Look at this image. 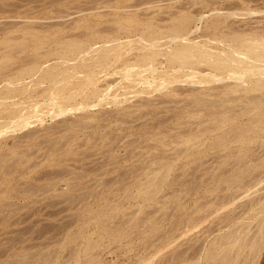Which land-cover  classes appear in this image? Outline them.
<instances>
[{
  "label": "rangeland",
  "instance_id": "obj_1",
  "mask_svg": "<svg viewBox=\"0 0 264 264\" xmlns=\"http://www.w3.org/2000/svg\"><path fill=\"white\" fill-rule=\"evenodd\" d=\"M92 4L93 6H90ZM229 10H236L237 13L228 15L226 11ZM179 14L180 16L190 14L195 18L192 28H195L194 24H197L199 28L191 34L198 37V40H204L213 33L220 35V29L224 27L227 29L228 25L246 28L255 23L253 27L257 26V29H261L258 32L264 31V0H0V77L4 75V79L0 78L1 86L5 83L3 80L15 77L20 68H26L34 62L42 64L45 69L51 68L55 63L57 67L65 66L67 64L65 58L58 57L55 50H52V48H62L61 44H56L57 42L67 43L100 37L96 43L99 46L102 39L106 37L103 39L106 41H103L104 45L113 46L116 43L113 38L124 41L121 44L120 56L111 63L109 68L97 74L99 77L97 85L101 87V93L104 92L99 101L96 98L77 97L67 102L59 101L57 107L50 106L44 104L46 102L42 100L50 92L46 89L45 94L40 96V104L43 102L41 109L43 111L45 109L42 116L30 115L26 118L24 123L26 125H8L0 129V264H10L15 261L20 264H89L90 262V264H136L137 260L133 262V259H138L142 243L152 241L156 234L148 238L145 236V239L144 233L135 235L138 229L143 228V226L135 227V222L144 221L151 214L155 216L158 214L159 217H166L163 226L167 229L177 219L189 213H192L193 219L197 217L199 220L192 221L195 223L190 224L187 232L181 235L180 239L185 242L183 246L195 239L200 242L197 235L200 237L202 234V239L207 237V242L210 244L215 236L217 238L219 235L230 233V230L233 231L238 224L239 226L246 224V227L242 226L238 233L239 236H243L240 239L242 242L236 243L241 244L242 247L237 251V245L234 246L236 251L233 255L231 253L237 258L234 259L229 255V261L231 264H264V230L258 232V224L264 216V142L262 141L264 130L259 129L261 125H254V129L258 127V133L250 132V134L255 135L254 138L257 140L250 143L248 139H245L243 146L237 142L230 143L227 147L221 145L225 138L221 135L223 131H230L227 138H231L235 135V131L238 132L235 124L251 123L244 117L241 118L238 113L240 106L246 100H242L240 105L237 104L239 99H230L234 93L224 95L220 99V95L215 93H218L225 81L217 79L212 82L203 81L213 79L214 76L211 75L203 74L204 83L191 84V81H185L183 72H174L176 81L170 77L168 86L159 89L151 88V90L143 89L144 82L136 85L128 84L127 79L124 78V74L133 77L135 69L138 68L136 66L130 68L123 63L126 60H134L135 56L142 51L139 48L142 42L138 40V35L141 34L143 26L149 23L157 31L165 32ZM202 14H204L203 18L197 19ZM219 18L227 25L223 24L224 27L222 24L216 25L218 27L214 26L215 24L210 25L213 21L214 23L219 21V24L221 22ZM31 20L32 24L37 23L38 26L37 24L30 26ZM40 23L48 26L44 25V27ZM86 23L87 26H85ZM248 23L250 25L246 26ZM9 24L13 26L10 27ZM240 25L244 26L240 27ZM25 32H28V35ZM13 33L16 34L13 35ZM20 33L21 35L24 33L23 36ZM66 33H69V36L68 34L66 36ZM164 35L165 33L161 34L159 42L161 44L168 42V39L162 38ZM16 44H22V48ZM96 44L93 45L96 46ZM165 44L163 48L166 47ZM211 44L218 43L213 41ZM50 47L51 50L45 52ZM147 50L150 51V49ZM93 51H91L92 55H95L96 51ZM91 52L85 56L91 55ZM39 53H42L43 57ZM31 54L33 58H35L34 54L37 55L36 58L38 56L40 58L31 61L32 57L28 59ZM4 58L8 60L4 61ZM23 58L24 64H22L23 60H20ZM70 58L71 62H74V56ZM163 58V55H158L153 64H149L157 66ZM70 60L69 64H71ZM12 65L15 66L12 67ZM2 69L7 71L2 72ZM43 70L38 71L39 73L37 72L33 78L25 77L24 81L27 84L31 86L33 83L31 86V89L35 88L33 91H38L40 82L44 84V86L40 84L43 88L51 84L50 81L39 82L37 79ZM158 72L155 71L157 75H159ZM146 73L150 74L152 70L145 72V75H148ZM80 74L78 78L75 76L71 80L76 82L80 79ZM157 75H151L155 79L150 76L149 81H161L159 77L157 79ZM201 75L198 73L189 78L199 80L202 79ZM210 82L214 88L211 87ZM207 86L214 90V93L209 96L211 88L207 90ZM177 87L179 91L169 92L171 88ZM204 87L205 92L208 91L207 95L203 92ZM104 88L108 90L106 94ZM198 95L205 98L202 99ZM194 97L200 98L201 102L204 101L197 103ZM205 99H207L206 102ZM192 107L197 109L194 110ZM231 112L233 114L227 117V114ZM214 116L217 120H211ZM257 117L263 118L264 115L259 114ZM74 119L77 123L75 121L70 123ZM227 119H230L229 123L225 124ZM30 130L34 132H29ZM19 133H21L20 138L25 135V140L15 139ZM29 133L32 134L29 135ZM185 139L186 143H184ZM15 141L17 143L13 144ZM239 145L242 148L238 149ZM243 150H246V155L238 159L240 154L245 152ZM222 155L226 159H223L225 157ZM257 155H261L258 160ZM251 158H254L255 163L253 159L252 163L247 162ZM169 165L171 168L168 175L161 185L156 187L152 183L153 171H163ZM253 173L255 175H251ZM249 176L251 177L248 178ZM158 179L156 178L155 182ZM242 182L245 183L242 184ZM145 186L148 193H152L151 196L144 192ZM232 186L234 188H231ZM142 187L143 191L140 192ZM222 193L223 196H221ZM259 194L263 196L260 198ZM109 212L111 214L114 212L113 216ZM143 217L144 219H141ZM249 220L250 223L247 224ZM117 223L123 226H114ZM109 224H113L115 228ZM80 226L85 227V230ZM117 227H119L118 230ZM79 229H82V232ZM126 230H129V235L124 238L121 233ZM248 230L247 235H244ZM131 234L135 235V238L134 242L129 244ZM253 239L256 247H251ZM97 240L99 242L96 244ZM92 241H95L96 245L94 242L93 245ZM231 241L223 239L221 246L228 247ZM90 243L94 246L93 249L87 245ZM103 243L105 246H102ZM71 247L72 251H70ZM212 247L207 252L209 255L203 253L196 264L220 262L218 256L217 259L210 256L212 251L214 253L220 247ZM98 248L100 250L104 248L102 252L99 250L101 254L97 252ZM124 249L130 252L126 254ZM169 253L167 251L162 256L153 257L152 264H157ZM205 255L206 258H204ZM208 256L212 260L215 259L214 262ZM89 258L93 260H88Z\"/></svg>",
  "mask_w": 264,
  "mask_h": 264
},
{
  "label": "bare ground",
  "instance_id": "obj_2",
  "mask_svg": "<svg viewBox=\"0 0 264 264\" xmlns=\"http://www.w3.org/2000/svg\"><path fill=\"white\" fill-rule=\"evenodd\" d=\"M2 5V4H1ZM95 5V4H94ZM90 6H93L90 5ZM88 7V6H87ZM86 7V8H87ZM4 9V8H3ZM6 9V8H5ZM84 9V8H83ZM249 9V8H247ZM97 10V9H96ZM257 11V10H255ZM175 12V11H174ZM187 12V11H186ZM251 12V10H250ZM253 12V11H252ZM83 13V12H82ZM98 13V12H96ZM182 13V12H181ZM226 13L228 15H234L237 13V11H226ZM258 13V12H257ZM226 14V16H227ZM92 15V14H91ZM114 15V14H113ZM225 15V13H224ZM45 16V15H44ZM62 16V15H61ZM196 16V15H195ZM198 16V15H197ZM204 16V14L200 15L199 17H197V19H202ZM11 17V16H10ZM225 17V16H224ZM226 18V17H225ZM83 19V18H81ZM3 20V19H2ZM35 20V19H34ZM77 20V19H76ZM195 18L190 15V14H182L180 16L179 14V17H176L169 25V28L167 30H165V32H160V31H157L156 28H152L151 25L149 23H146L145 26H143L144 28H142L141 30V34L138 35L139 36V39L140 42H142V44L139 46L140 49H142L141 52H139L136 56H135V59L132 61L130 60H126L123 64L127 67H138L137 69H135L134 71V75L133 77H128L124 74V78H126L127 80V83L128 84H138L140 82H144V86H143V89L144 90H151L152 89H159V88H163L164 86H168L167 84H169L170 82V77H173L172 79L175 80L177 78H174L176 77L175 76V73L176 72H183L182 75L185 76V81L186 80H189L191 81L190 83L191 84H194V83H198V82H203V81H214V80H221V81H225L220 87L218 93H215V94H219L220 95V99L221 97H224V95H229V94H233L231 95L232 97L229 98L232 99V98H236V99H239L237 104H241L242 100H246L240 107V117H244L245 120L247 119V122H251L249 125L248 124H235V128L238 130V132L235 131V135H233V137L231 136V138H227L228 134H230L229 132L230 131H223L221 133L222 136H224L225 138H223V143H221V145H223V147H227L229 146L230 143H234V142H237V143H240L242 146H243V143L245 142V139L251 143L252 141H256L257 139L254 138V136H252V134H250V132H253L254 134L258 133V127L254 129V125L255 126H259V129L260 130H264V117L263 118H258L257 116H259V114H262L264 115V31L263 32H258L259 29H257V26L256 27H253L255 26L256 24L254 23L252 26L250 25V23H248L246 26L250 25V27H246V28H236V27H230L229 25L226 27L227 29H225V24L223 22V20L220 18L218 20H220L221 22L218 24L219 21H217V23H213L210 25H223L224 28H221V34L220 35H217L215 33H213L212 35L208 36L207 38H205L204 40H198L196 38V36H192L191 33H194L195 30H198L199 26L197 24H194L195 28H192L193 25L192 23L194 22ZM225 20V19H224ZM4 21V20H3ZM9 21V20H7ZM38 21V20H36ZM43 21V20H42ZM58 21V20H56ZM198 21V20H197ZM216 21V20H215ZM252 21V20H251ZM6 22V21H5ZM10 22V21H9ZM32 24V20L30 21ZM47 22V21H45ZM63 22V21H62ZM117 22V21H116ZM152 22V20H151ZM250 22V21H249ZM15 23V22H14ZM13 23V24H14ZM18 22H16L17 24ZM49 23H52L49 21ZM154 23V22H153ZM8 24V23H7ZM6 24V25H7ZM15 24V25H16ZM22 24V23H21ZM26 24V23H25ZM34 24H37V23H34ZM34 24L30 25V26H34ZM43 25V23H40ZM53 24V23H52ZM62 24V23H60ZM242 24V23H241ZM4 25L5 27L9 28V26H6ZM10 25V24H9ZM26 25H29V24H26ZM40 25V26H42ZM46 25V24H44ZM43 25V26H44ZM89 25V23H88ZM92 25V23H91ZM94 25V24H93ZM245 25V24H244ZM244 25H240L241 26H244ZM3 26V28H4ZM13 26V25H10V27ZM29 26V27H30ZM38 26V24H37ZM48 26V25H46ZM50 26V24H49ZM55 26V25H54ZM85 26H87V23L85 24ZM216 26V27H218ZM15 27V26H14ZM28 27V28H29ZM45 27V26H44ZM51 27V26H50ZM67 27V26H66ZM215 27V28H216ZM221 27V26H220ZM219 27V28H220ZM262 27V26H260ZM1 28V27H0ZM18 28V27H17ZM58 28V27H56ZM63 28V27H62ZM68 28V27H67ZM98 28V27H97ZM105 28V27H104ZM104 28H101V29H104ZM141 28V27H140ZM214 28V29H215ZM218 28V29H219ZM256 28V29H254ZM5 29V28H4ZM19 29H20V26H19ZM22 29V28H21ZM160 29V28H159ZM2 30V29H1ZM27 30V29H26ZM40 30V29H39ZM55 30V29H54ZM65 30V29H64ZM105 30V29H104ZM216 30V29H215ZM261 30V29H260ZM259 30V31H260ZM46 31V30H45ZM30 32V31H29ZM84 32V31H83ZM88 32V31H87ZM86 32V33H87ZM196 32V31H195ZM8 33V32H7ZM10 33V32H9ZM22 33V32H21ZM20 33V35H21ZM26 34L28 32H25ZM78 33V32H77ZM85 33V34H86ZM165 33L164 36H162V38H166L168 39V42L163 43H159L160 42V39H161V34ZM204 33V32H203ZM11 34V33H10ZM16 34V33H13V35ZM24 34V33H23ZM23 34L21 36H23ZM69 36V33H66L65 35ZM71 34V33H70ZM73 34H76V33H73ZM81 35L83 33H80ZM79 34V35H80ZM20 35H17V36H20ZM28 35V34H27ZM26 35V36H27ZM40 35V33H39ZM57 35V34H56ZM84 35V34H83ZM197 35V34H196ZM8 36V35H7ZM10 37H12V35H9ZM16 36V37H17ZM24 36V37H26ZM15 37V36H14ZM28 37V36H27ZM60 37V36H59ZM50 38V37H49ZM106 38V37H105ZM103 38V39H105ZM111 39V37H109ZM20 39V38H19ZM61 39V38H60ZM75 39V38H74ZM100 37H94L92 39H83V40H80V41H69L67 43H63V42H57L56 44H61L62 45V48L59 46V48L61 49H54L52 48V50H55V53L58 54L59 56L58 57H62V58H65L64 60L67 61V64L65 62L62 63L64 64L65 66L63 67H57L55 64H52L54 66H52L51 68H43L42 64H36L35 62L32 63L30 66L26 67V68H20L21 70L17 73V75H15V77L11 78V79H5L3 81H5V83L1 86L3 88L0 89V129L1 128H4L6 126H14V125H23L25 122H26V118H28L30 115L31 116H37V117H40L44 114L45 112V109L43 111V109H41V98L40 96L41 95H44L45 92H46V89L50 90V92H48L49 94H47V96H44V98H42V100L46 103L44 104H49L50 106L51 105H56V107L58 106V104L63 101V102H67L69 100H72V99H77V97H82L84 99L86 98H96L98 101L99 99H101V95H104V92L103 94L101 93L100 89L101 87H99V85H97V80L99 77H97V74L98 73H101L103 70L109 68V66L111 65V63L113 61H115L119 56H120V49H121V44L124 42V41H117V39L113 38L114 40H116V43L113 45V46H107V45H104L105 44V40L102 39V42L103 43L102 45L99 44V46H97V42L99 41ZM109 39L110 42H113ZM122 39V38H121ZM163 40V39H162ZM165 40V39H164ZM32 41V40H31ZM42 41V40H41ZM105 41V42H103ZM108 41V42H109ZM213 41H216L218 44L216 45H212L211 43ZM8 43V42H7ZM37 43V42H36ZM41 43V42H40ZM114 43V42H113ZM9 44V43H8ZM38 44V43H37ZM36 44V45H37ZM55 44V42H54ZM93 44H96V46H94ZM109 44V43H108ZM163 44L166 45V47H168V49H165L166 47L163 48ZM16 45H20V47L22 46V44H16ZM24 45V44H23ZM25 45H27L25 43ZM33 45V44H32ZM35 45V44H34ZM112 45V44H111ZM14 46V44H13ZM30 46V44H29ZM45 46V45H44ZM49 46V45H48ZM162 46V47H161ZM17 47V46H15ZM36 47V46H35ZM41 47V46H40ZM39 47V48H40ZM19 48V46L17 47ZM22 48V47H21ZM27 48V46H26ZM14 49V47H13ZM147 49H150V51H148ZM16 50V49H15ZM18 50V49H17ZM29 50V48H28ZM51 50V47L49 48V50L47 49L45 52L47 51H50ZM95 50L96 52L94 53L95 55H92L93 53L91 51ZM20 51V50H18ZM16 52V51H14ZM13 52V53H14ZM91 52V55L89 56H85L86 54H89ZM94 52V51H93ZM10 53V52H9ZM24 53V52H23ZM35 53V52H34ZM43 53V52H42ZM42 53H39L40 55ZM28 54V53H27ZM53 54V52H52ZM35 55V58H33V54H31V56L29 57L28 56V59L32 57L31 61L32 60H35L37 58H40V56H38L36 58V54ZM158 55H163L164 58L163 60H160L159 61V65H153L151 66V64L149 63H152L154 62V60L156 59V57ZM11 56V55H10ZM42 56V55H41ZM45 56V55H44ZM48 56V55H47ZM50 56V55H49ZM74 56V62H71V58ZM3 57V56H2ZM6 57V55H5ZM12 57V56H11ZM43 57V56H42ZM52 57V56H51ZM55 57V56H54ZM5 59V58H4ZM28 59H27V62H28ZM46 59V57L44 58ZM55 59H59V58H55ZM61 59V58H60ZM3 60V59H2ZM8 60L5 59L4 61ZM20 60H23V63L24 64V58L23 59H20ZM41 60V59H40ZM54 60V59H52ZM70 60L71 64L68 63V61ZM30 61V60H29ZM48 61V60H47ZM61 61V60H60ZM59 61V62H60ZM21 62V61H20ZM50 62V61H49ZM58 62V64H59ZM45 63V62H44ZM43 63V65H44ZM51 63V62H50ZM21 64V63H20ZM2 65V64H1ZM46 65V63H45ZM61 65V64H60ZM202 65H205L206 68H203L205 66L202 67ZM5 66V65H4ZM15 66V65H14ZM12 65V67H14ZM16 66H17V63H16ZM18 67V66H17ZM7 68V67H6ZM11 68V66H10ZM9 68V70H10ZM55 68V69H54ZM8 69V68H7ZM44 69V70H43ZM1 70V69H0ZM2 69V72H5L7 70H4ZM42 71V73L40 75H38V80L39 82L40 81H46V82H49L50 81V85L48 87H45L43 88L42 86H44V84L42 85L41 82L39 85V89H37L38 91H33V89H31V86L33 85V83L31 84V86L29 84L26 83L25 80V77L26 76H30L31 78H33V76L38 72V71ZM113 70V69H112ZM115 70V69H114ZM148 70V71H147ZM152 70V73L148 74V75H145V72H149ZM207 70V71H206ZM155 71H159V75H157L155 73ZM162 71V74H160ZM14 72V71H13ZM111 72V71H110ZM165 72V73H164ZM175 72V73H174ZM39 73V72H38ZM79 73L80 74V79L77 80L76 82H74L73 80L71 79H74L72 77H77L79 76ZM108 72H106L107 74ZM153 73H155L154 75H157V79H162L161 81L157 82V80L153 81H149V77L153 75ZM164 73V74H163ZM198 73H201V77L202 76H214L213 79H209V80H203L204 77H202V79H197V80H193V79H190L189 77H191L192 75H197ZM8 74V72H7ZM11 74V73H10ZM111 74V73H110ZM204 74V75H203ZM37 75V74H36ZM4 76V75H3ZM3 76H1L3 78ZM152 76L150 78H152ZM0 77V78H1ZM156 77V76H155ZM159 77V78H158ZM200 77V78H201ZM78 78V77H77ZM181 78V77H180ZM179 78V79H180ZM4 79V78H3ZM152 79H155V78H152ZM184 79V78H182ZM196 79V78H194ZM205 79V78H204ZM2 80V79H0ZM27 80V79H26ZM181 80V79H180ZM203 80V81H202ZM33 81V80H32ZM176 81V80H175ZM179 81V80H177ZM182 81V80H181ZM2 82V81H1ZM0 82V83H1ZM38 82V81H37ZM207 82V83H208ZM211 82L209 84H211ZM204 83V82H203ZM202 83V84H203ZM49 84V83H47ZM221 84V83H220ZM197 85V84H196ZM206 85V84H205ZM215 85V84H214ZM46 86V85H45ZM109 86V85H107ZM131 86V85H129ZM213 85L211 84V87ZM35 87H37V83H35ZM187 87V86H186ZM198 87V86H197ZM210 86L208 87L207 86V90L211 88ZM43 88V89H41ZM107 88V87H106ZM189 88V87H188ZM205 88V87H204ZM214 88V87H212ZM211 88V89H212ZM41 89V90H40ZM108 89V88H107ZM170 89V88H169ZM180 89V87H179ZM211 89L209 90V93H208V96L209 94H213L214 93V90L211 91ZM105 90V88L103 89ZM183 90V89H181ZM187 90V89H186ZM190 90V88H189ZM206 88L203 90V92H205ZM108 90H105V94ZM179 91L178 90V87L177 88H171V90L169 92L171 93H175ZM184 91V90H183ZM33 92H36V93H33ZM189 92V91H188ZM203 92H201V94H204ZM208 91L205 92V95H207ZM217 92V91H215ZM167 93V92H166ZM108 94V93H107ZM223 95V96H222ZM199 96V95H198ZM214 96V95H213ZM189 97V96H187ZM191 97V96H190ZM189 97V98H190ZM200 98L204 96H199ZM207 97V96H206ZM116 98V96H115ZM199 98V99H200ZM205 98V97H204ZM209 98V97H207ZM216 98V97H215ZM195 99V97H194ZM198 98H196L195 100H197L196 102L198 103L200 100ZM201 99V100H202ZM223 99V98H222ZM228 99V98H227ZM116 100V99H115ZM195 100H194V103H195ZM207 99H205V102H206ZM60 101V102H59ZM204 101V100H203ZM202 101V102H203ZM240 101V102H239ZM200 101V103H202ZM246 104V105H245ZM262 104V105H261ZM48 105V106H49ZM89 105V104H88ZM201 105V104H200ZM238 105V106H239ZM44 106V105H42ZM49 106V107H50ZM46 107V105H45ZM48 107V108H49ZM190 108V107H189ZM192 109H194L192 107ZM197 109V108H195ZM194 109V110H195ZM235 110V109H234ZM236 110H238L236 108ZM235 110V111H236ZM47 111V110H46ZM53 112V111H52ZM47 113V112H46ZM45 113V114H46ZM49 113V112H48ZM212 113V112H211ZM237 113V112H236ZM233 114V112L227 114V117L228 116H231ZM54 115V114H53ZM52 115V116H53ZM214 115V114H213ZM233 117V116H232ZM262 117V116H261ZM212 119L211 120H217V118L214 116V117H211ZM214 118V119H213ZM240 119V118H239ZM203 120V119H202ZM219 120V119H218ZM229 120L230 119H227L225 124L229 123ZM243 120V119H242ZM43 121V120H42ZM73 122H70V123H77V120H72ZM75 121V122H74ZM241 122V121H240ZM237 123V122H235ZM47 124V123H46ZM50 124V123H49ZM26 125V124H24ZM70 125V124H69ZM72 125V124H71ZM199 125V124H198ZM44 126V125H43ZM42 126V127H43ZM48 126V124H47ZM50 127V126H49ZM46 128V127H44ZM43 129V128H42ZM33 130V129H32ZM40 130V129H39ZM204 130V129H203ZM29 132H34V131H29ZM36 132V130H35ZM260 132V131H259ZM25 133V132H24ZM32 133H29L32 134ZM20 134V135H19ZM17 135V137H15V139H17V141H19V138L21 136V133H19ZM193 134V133H192ZM247 134H249L248 136H246ZM195 135V133L193 134ZM264 135V133H263ZM191 136V135H190ZM218 136V135H217ZM25 135L22 136V138H20V141L22 140H25L24 139ZM196 137V136H195ZM220 137V136H219ZM30 138V137H29ZM258 138V137H256ZM189 138L187 137V140ZM259 139V138H258ZM196 140V138H195ZM226 140V141H225ZM17 141H15L13 144H16ZM186 143V139L184 140ZM261 141V140H260ZM262 141L264 142V138L262 139ZM261 141V142H262ZM260 142V143H261ZM194 143V142H193ZM12 144V146H13ZM20 144V143H19ZM4 145V144H2ZM1 145V146H2ZM18 145V144H17ZM241 145H239V148H242ZM238 147V146H237ZM248 149V148H247ZM250 149V148H249ZM18 151V150H17ZM245 152L243 153H239L240 156L238 159L244 157L246 155V150H243ZM238 154V155H239ZM228 155V154H227ZM223 156V155H222ZM229 156V155H228ZM261 155H257V160L259 159ZM221 157V156H220ZM225 157V156H223ZM222 158V157H221ZM263 158V157H262ZM223 159H226L223 158ZM222 159V160H223ZM248 159V158H247ZM246 159V160H247ZM253 159V162H254V158H251L250 161L247 160L248 163H252L251 160ZM256 160V161H257ZM224 161V160H223ZM259 162V161H258ZM255 163V162H254ZM171 166H167L165 168V170L161 171V170H154L152 175H153V178H152V183H154V185L156 187H159L161 185V183L164 181L165 177L168 175L169 173V170H170ZM245 171V170H243ZM248 171V170H247ZM242 172V171H241ZM242 174V173H241ZM251 175H255L254 173L251 174ZM239 177V176H237ZM251 176H249L248 178H250ZM253 177V176H252ZM156 178H159L158 181L155 182V179ZM248 181V179H247ZM238 182V181H237ZM236 182V183H237ZM253 182V181H252ZM245 182H242V184H244ZM237 185V184H236ZM235 185V187H236ZM248 185V184H247ZM230 188V187H229ZM231 188H234L233 186ZM221 189V188H220ZM245 189V188H244ZM143 191V187L140 188V192ZM157 191V189H156ZM226 191V190H225ZM139 192V191H138ZM144 192L147 194V195H150L152 193H148L147 191V186H145L144 188ZM142 192V193H144ZM212 192V191H211ZM214 192V191H213ZM233 192V191H232ZM231 192V193H232ZM240 193V192H239ZM242 193V192H241ZM224 194L227 196V193L224 192ZM264 194V193H263ZM263 194H259L260 198L261 196H263ZM145 195V194H143ZM142 197H145L143 196ZM146 195V196H147ZM241 195V194H239ZM223 196V193L222 195ZM235 196V194H234ZM149 197V196H148ZM225 197V196H224ZM256 198V197H255ZM255 201V200H254ZM216 202V200H215ZM253 202V201H252ZM262 202V201H261ZM247 203V202H246ZM244 205V204H243ZM246 205V204H245ZM183 208V206H181ZM246 209V208H245ZM243 209V210H245ZM192 211V210H191ZM101 212V211H99ZM189 212V211H188ZM110 213V212H109ZM150 213V212H149ZM158 213V212H157ZM162 213V212H161ZM238 213V212H237ZM102 214V213H101ZM111 214V213H110ZM114 214V212H113ZM113 214H111L113 216ZM148 214V213H147ZM156 214V213H155ZM166 214V213H165ZM191 214L192 213H189L187 216L185 215V217L183 216V218H180V219H177L176 222H173L169 227L164 228L163 226V221L166 219V217H162V216H155L154 214H151L150 216L146 217L144 221H138V222H135L136 224L134 225L135 227H138L140 228L141 226H143L142 229H138L137 232L135 233V235H142V233H144V239L152 234H156V237H154L155 239H153L151 237V240L152 241H144L145 243H142V247L141 250L139 251L138 255V259H133V262L136 261V264H149L151 262L152 264V261H154V258L155 256L157 255H164L165 252L169 251L170 253L164 258H161V260H159V262H157V264H196L198 260H200V256L204 253L207 254V252H209V250L212 248H217V247H220L219 249H217V251H215L214 253L211 252L210 256L212 258H218L220 259V264H231V262L229 261V255H233V253H235V251H239L238 249L241 246V244L237 245L236 243L238 241H240V243L242 242V239L241 237L243 236H239V229L243 228L242 226L246 227V224L242 225V226H239L240 224H238L236 226V228L232 231L230 230L231 232L230 233H225V235H222L219 237L217 236V238L214 237V239L212 238V240L210 241V244H208V240H207V237H204L202 239V235L199 237L198 236V239L200 242H198V240L196 241V237L194 238L195 240L191 243H188L186 244L185 246H183V244L185 243L184 241H182L180 239L181 235L186 233L187 230L190 228V224L192 223H195V222H192V221H195V219L199 220L197 217L195 219H193L191 217ZM235 214V213H234ZM99 215V214H98ZM109 215V217L111 216ZM159 215H161L159 213ZM169 215V214H167ZM236 215V214H235ZM234 215V216H235ZM240 215V214H239ZM102 216H105V215H102ZM107 217V216H106ZM135 217V216H134ZM95 218V216H94ZM129 218V217H128ZM179 218V217H178ZM234 218V217H233ZM237 218V217H236ZM97 219V218H96ZM94 219V220H96ZM110 219V218H109ZM134 219V218H133ZM138 219V217H137ZM141 219H144L141 218ZM140 219V220H141ZM232 219V218H231ZM239 219V218H238ZM106 220V219H105ZM108 220V218H107ZM196 220V221H197ZM230 220V219H229ZM228 220V222H229ZM244 220V219H243ZM91 221V220H90ZM120 221V220H118ZM122 221V220H121ZM125 221V220H123ZM130 221V220H129ZM97 222V220H96ZM95 222V224H96ZM100 222V221H99ZM107 222V221H106ZM109 222V221H108ZM128 222V221H127ZM226 222V221H225ZM86 223V222H85ZM84 223V224H85ZM102 223V222H101ZM115 223V222H114ZM123 223V222H122ZM218 223V222H217ZM246 223V222H244ZM250 223V220L249 222H247V224ZM87 224V223H86ZM86 224H85V227H86ZM128 224V223H126ZM125 224V225H126ZM133 224V223H132ZM226 224V223H225ZM88 225V224H87ZM104 225V223H103ZM107 225V223H106ZM111 225L112 228H115L113 227V224H109V226ZM102 226V224H101ZM100 226V227H101ZM114 226H123L122 224L121 225H118L117 224H114ZM248 226V225H247ZM81 227V226H80ZM79 227V228H80ZM85 227H81L82 229L85 230ZM110 227V228H111ZM125 227V226H124ZM132 227V225L130 226ZM129 227V228H130ZM98 228V227H97ZM109 228V227H108ZM109 228V229H110ZM119 227H117V230H118ZM219 228V227H218ZM250 228V227H248ZM82 229H79L80 231ZM100 230L102 229L99 228ZM107 229V228H105ZM104 229V230H105ZM122 229V228H121ZM125 229V228H124ZM128 229V228H126ZM247 229V228H246ZM68 230V229H67ZM95 230V229H94ZM245 230V229H244ZM264 230V216L263 218L261 219V221L259 222L258 224V232L260 231H263ZM179 231V232H178ZM205 231V230H204ZM203 231V232H204ZM214 231V230H213ZM246 231V230H245ZM82 232V231H81ZM84 232V231H83ZM89 232V231H87ZM92 232V231H91ZM99 232V231H98ZM113 232V231H111ZM117 232V231H115ZM123 232V230H122ZM249 230L247 232H243L244 235H247L246 233H248ZM101 233V232H100ZM107 233V232H105ZM242 233V235H243ZM81 234H84V233H81ZM92 234V233H91ZM104 234V233H102ZM111 234V233H110ZM109 234V235H110ZM115 234V233H114ZM120 234V233H119ZM118 234V235H119ZM122 236L125 238V236H128L129 235V230L124 233H121ZM209 234V233H207ZM221 234V233H220ZM223 234V233H222ZM86 235V234H84ZM98 235V234H97ZM101 235V234H100ZM112 235V234H111ZM117 235V234H116ZM135 235L131 234V236H129V244L132 243V241L134 242V238H135ZM217 235V234H216ZM99 236V235H98ZM97 236V237H98ZM106 236V235H105ZM113 236V235H112ZM146 236V237H145ZM155 236V235H154ZM205 236V234H204ZM207 236V235H206ZM96 237V238H97ZM102 238V236H99ZM98 237V238H99ZM108 237V236H107ZM110 237V236H109ZM116 237V236H115ZM114 237V238H115ZM89 238V237H88ZM92 238V237H91ZM94 238V237H93ZM104 238V237H103ZM113 238V239H114ZM117 238V237H116ZM140 238V237H139ZM138 238V239H139ZM142 238V239H143ZM86 239V237H85ZM95 239V238H94ZM143 239V240H144ZM150 239V238H149ZM148 239V240H149ZM211 239V238H210ZM223 239L224 240H229L230 239V243L228 245V247L226 246H221L222 245V242H223ZM76 240V239H75ZM79 240V239H77ZM96 240V239H95ZM100 240V239H99ZM99 240H97L96 244L99 242ZM111 241V239H109ZM108 240V241H109ZM141 240V239H140ZM140 240H138L139 242H141ZM181 240V241H180ZM244 240V239H243ZM82 241V240H81ZM81 241L79 243H81ZM91 241V240H89ZM78 242V241H76ZM86 242V241H85ZM95 244V241H92V244ZM105 242V241H104ZM111 242H114V241H111ZM127 242V241H126ZM125 242V243H126ZM137 242V240H136ZM147 242V243H146ZM207 242V244H206ZM74 243V242H73ZM87 243V242H86ZM120 243V241H119ZM119 243H118V246H119ZM239 243V242H238ZM93 244V245H94ZM95 244V245H96ZM104 245L102 246H105V243H103ZM108 244V242H107ZM124 244V243H123ZM138 244V243H137ZM197 244V245H196ZM85 245V244H83ZM89 245V247H92L93 249V245L90 244H87ZM117 245V244H115ZM122 245V244H121ZM125 245V244H124ZM123 245V247H124ZM135 245V244H134ZM139 245V244H138ZM212 245V246H211ZM236 250L234 249V246H236ZM118 246H116L118 248ZM127 246V245H126ZM129 246H132V245H129ZM141 246V245H140ZM182 246V247H180ZM211 246V247H210ZM252 246H255V241L253 239V241L251 242V247ZM84 248H86L85 246H83ZM88 247V246H87ZM120 247V246H119ZM133 247V246H132ZM131 247V248H132ZM139 247V246H137ZM256 247V246H255ZM75 248V247H74ZM81 248V247H80ZM115 247H113V250L115 251L114 249ZM139 248V249H140ZM83 249V248H82ZM104 249V248H103ZM100 250L99 248L97 249V252H99V250L102 252L103 251ZM121 249V247L119 248ZM118 249V250H119ZM123 249V248H122ZM85 249H83L84 251ZM112 250V249H111ZM117 250V249H116ZM128 250V249H127ZM124 249V252L127 254V252H130L127 251ZM137 250V249H136ZM136 250L134 251V253L136 252ZM166 250V251H165ZM72 251V247H71V250ZM81 251V250H80ZM79 251V253H80ZM86 251V250H85ZM113 251V252H114ZM142 251H145V253H140ZM96 252V253H97ZM112 252V253H113ZM123 252V251H122ZM52 253V252H51ZM55 254V251L53 252ZM52 253V254H53ZM90 253V252H89ZM94 253V252H93ZM133 253V254H134ZM56 254H58L56 252ZM87 254V253H86ZM92 254V253H91ZM101 254V253H100ZM98 254V256L100 255ZM129 254V253H128ZM131 254H132V251H131ZM130 254V255H131ZM167 254V253H166ZM47 255V254H46ZM45 255V256H46ZM49 255V253H48ZM47 255V256H48ZM68 255V254H67ZM71 255V254H70ZM69 255V256H70ZM209 255V254H207ZM231 255V256H232ZM56 256V255H55ZM66 256V255H65ZM81 256V255H80ZM83 256V255H82ZM94 256V255H93ZM92 256V257H93ZM97 256V255H96ZM129 256V255H128ZM127 256V257H128ZM218 256V257H217ZM50 257V256H49ZM48 257V258H49ZM75 257V256H74ZM91 257V256H90ZM135 257V256H134ZM154 257V258H153ZM204 257V256H203ZM202 257V258H203ZM209 257V256H208ZM233 257V256H232ZM53 258V257H52ZM86 258V256H85ZM129 258V257H128ZM132 258V257H131ZM206 258V255L205 257ZM210 258V257H209ZM212 258H210L212 260ZM234 259L237 258L236 257H233ZM67 260V258H65ZM64 259V260H65ZM88 260H93V259H88ZM130 260V259H129ZM157 260V259H156ZM206 260V259H205ZM210 260V261H211ZM215 260V259H214ZM214 260H212L214 262ZM237 260V259H236ZM131 261V260H130ZM150 261V262H149ZM11 262V261H10ZM9 262V263H10ZM70 262V260H69ZM90 262V261H89ZM97 262V261H96ZM132 262V261H131ZM199 262V261H198ZM208 262V261H207ZM212 262V263H213ZM217 262V261H216ZM12 263V262H11ZM10 263V264H11ZM16 263V261L14 262ZM12 263V264H14ZM18 263V262H17ZM16 263V264H17ZM86 263V262H85ZM91 263V262H90ZM89 263V264H90ZM95 263V262H94ZM217 263V264H218ZM233 263V262H232ZM20 264V263H18ZM133 264V263H132ZM154 264V263H153ZM205 264V263H204ZM210 264V262H209ZM216 264V263H215Z\"/></svg>",
  "mask_w": 264,
  "mask_h": 264
}]
</instances>
